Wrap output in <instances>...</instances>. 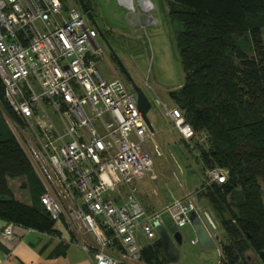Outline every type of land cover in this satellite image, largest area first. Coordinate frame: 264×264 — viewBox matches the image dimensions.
I'll list each match as a JSON object with an SVG mask.
<instances>
[{
  "label": "built area",
  "instance_id": "obj_1",
  "mask_svg": "<svg viewBox=\"0 0 264 264\" xmlns=\"http://www.w3.org/2000/svg\"><path fill=\"white\" fill-rule=\"evenodd\" d=\"M102 53L78 3L0 0V77L10 109L25 123L24 133L11 128L41 183L40 205L92 264H146L141 252L160 239L165 212L177 231L190 225L191 212L205 216L217 243V224L197 207V191L158 212L139 200L133 184L153 175L146 147L153 134L134 90L98 72ZM166 113L185 139L193 136L180 111ZM207 174L211 183L227 178L224 169ZM12 226H4L5 239L13 238Z\"/></svg>",
  "mask_w": 264,
  "mask_h": 264
},
{
  "label": "trees",
  "instance_id": "obj_2",
  "mask_svg": "<svg viewBox=\"0 0 264 264\" xmlns=\"http://www.w3.org/2000/svg\"><path fill=\"white\" fill-rule=\"evenodd\" d=\"M90 1L84 0L92 12ZM164 1L185 73L168 97L194 135L203 136L194 146L207 173L227 171L224 182L206 187L227 234L217 242L218 264H247V249L264 250V0ZM6 105L0 77V219L51 232L53 221L39 203L41 183L6 122ZM19 176L27 181L30 205L9 189L8 180ZM141 257L165 264L161 239L145 246Z\"/></svg>",
  "mask_w": 264,
  "mask_h": 264
},
{
  "label": "rangeland",
  "instance_id": "obj_3",
  "mask_svg": "<svg viewBox=\"0 0 264 264\" xmlns=\"http://www.w3.org/2000/svg\"><path fill=\"white\" fill-rule=\"evenodd\" d=\"M65 1L68 5L78 3L77 0ZM148 1L152 7L145 11L138 0H134V13L122 0L90 1L92 15L98 25V29L95 28L97 42L103 52L95 58L98 72L107 81L117 76L129 90L133 91L129 78L122 71L115 55L111 53L110 46L132 81L142 88L151 104L147 117L153 127V132H150L153 135L148 138L146 147L152 155L153 175L148 174L133 186L141 203L144 206H152L154 195L158 193L162 198L165 195L166 200L171 202L172 197L180 196L184 190H193L201 184L200 187L204 190H201L199 196L198 193L196 194V205L216 222V242L218 239L221 242L226 241L227 234L220 225V215L213 209L208 198L210 191L206 187H209L211 182L207 178L205 166L197 158L198 150L194 146V140L201 142L203 136L193 134L190 139H185L166 113L167 109L174 108L168 92L182 86L185 80V73L176 49L174 26L168 17L171 6L164 0ZM149 15L153 21L148 19ZM98 30L106 33L105 40ZM6 109L10 113V117L6 116L10 130L16 128L19 133H24L25 123L11 112L8 105ZM14 124L15 127H12ZM8 185L17 200L27 205L31 204L25 177L10 178ZM160 205L159 201L156 208ZM225 216L229 217L226 214ZM163 218L166 229L172 235L176 229L166 212ZM201 220L204 224L208 222L205 216ZM178 231L181 242L177 243L173 239L174 247L177 248V260L165 264H217L220 259L217 245L203 248L198 242L192 244L191 240L196 236L191 225H186ZM140 242L145 243V240L140 237ZM244 257L247 264H263L252 249H247Z\"/></svg>",
  "mask_w": 264,
  "mask_h": 264
},
{
  "label": "crops",
  "instance_id": "obj_4",
  "mask_svg": "<svg viewBox=\"0 0 264 264\" xmlns=\"http://www.w3.org/2000/svg\"><path fill=\"white\" fill-rule=\"evenodd\" d=\"M200 186L201 184L193 190H184L182 195L172 197L171 202L166 200L165 195L162 198L158 193L154 195L152 206L149 204L150 206L145 207L149 212H158L174 200L183 198L186 193L200 189ZM159 201L161 205L156 208ZM6 223L0 219V264H92L90 256L84 250L68 241L70 235L60 224L52 225V230L48 233L13 224V238L5 239L2 230Z\"/></svg>",
  "mask_w": 264,
  "mask_h": 264
},
{
  "label": "water",
  "instance_id": "obj_5",
  "mask_svg": "<svg viewBox=\"0 0 264 264\" xmlns=\"http://www.w3.org/2000/svg\"><path fill=\"white\" fill-rule=\"evenodd\" d=\"M80 8L84 12L86 18L90 22V24L98 29L97 22L93 18L91 10L87 7L85 4L84 0H77ZM148 1V0H147ZM149 2V1H148ZM139 5L141 6V0H138ZM142 7V6H141ZM146 11V10H145ZM99 34L102 37V39L105 40L104 35L100 30ZM109 49L111 50V53L115 55L117 62L119 63L122 71L126 73L127 77L129 78V82L136 94V101H137V109L140 112L142 119L144 120L145 124L147 125L148 129L150 132H153V127L147 117V113L151 108V104L146 97L144 91L142 90L141 87L136 85L132 79L130 78L129 74L127 73L124 65L122 64L121 60L117 57L116 53L112 50V48L109 46ZM190 225L192 226L196 239L198 243L200 244L201 247L203 248H210V247H215L216 243L214 240L211 238L210 234L208 233L204 223L202 222L201 218L195 213L191 212L190 213ZM157 231L161 239V243L163 246V251L166 256L167 262H172L177 260V248L174 247L173 239L177 242H181V236L179 231H174L172 235L169 233V231L163 227L162 225H157ZM170 255H173L174 258H170ZM258 257L261 260V262L264 264V250H261L258 252Z\"/></svg>",
  "mask_w": 264,
  "mask_h": 264
},
{
  "label": "bare ground",
  "instance_id": "obj_6",
  "mask_svg": "<svg viewBox=\"0 0 264 264\" xmlns=\"http://www.w3.org/2000/svg\"><path fill=\"white\" fill-rule=\"evenodd\" d=\"M124 4H126L128 6V8H130V10H132V12H135L134 9V0H122ZM122 3V2H121ZM141 6L144 10H148L152 7L151 3L148 2L147 0H141ZM134 10V11H133ZM147 17V16H146ZM148 19L151 21H153V18L149 15Z\"/></svg>",
  "mask_w": 264,
  "mask_h": 264
},
{
  "label": "flooded vegetation",
  "instance_id": "obj_7",
  "mask_svg": "<svg viewBox=\"0 0 264 264\" xmlns=\"http://www.w3.org/2000/svg\"><path fill=\"white\" fill-rule=\"evenodd\" d=\"M89 22V21H88ZM90 23V22H89ZM217 245V244H216ZM170 258H174V256L173 255H170Z\"/></svg>",
  "mask_w": 264,
  "mask_h": 264
}]
</instances>
